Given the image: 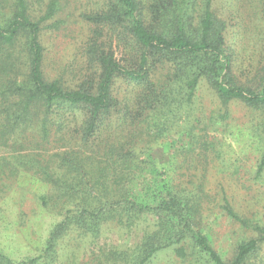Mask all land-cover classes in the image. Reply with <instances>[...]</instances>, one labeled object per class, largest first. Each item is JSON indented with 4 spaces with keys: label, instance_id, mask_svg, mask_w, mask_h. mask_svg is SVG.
Masks as SVG:
<instances>
[{
    "label": "trees",
    "instance_id": "obj_1",
    "mask_svg": "<svg viewBox=\"0 0 264 264\" xmlns=\"http://www.w3.org/2000/svg\"><path fill=\"white\" fill-rule=\"evenodd\" d=\"M214 1L93 0L96 6L80 15L86 31L75 57L59 62L52 76L42 23L55 17L59 2L51 0L34 20L27 0H15L12 15L0 18V148L11 143L18 151L12 161L3 157L0 172L21 166L42 176L63 216L40 255L14 259L0 249V264H56L69 232L95 242L107 224L133 229L144 221L139 242L102 249L91 264H153L168 251L187 264H254L264 224L225 200L227 215L256 234L236 242L226 260L205 230L209 192L191 173L214 158L234 170L227 165L240 159L226 157L230 142L220 128L229 125L228 105L239 101L251 110L248 133L260 150L254 177L264 179V34L241 78L235 66L245 59L228 43L229 23ZM203 80L224 110L199 102ZM165 136L182 141L165 146L174 154L167 162L154 152ZM52 143L65 150L49 159L21 151Z\"/></svg>",
    "mask_w": 264,
    "mask_h": 264
},
{
    "label": "rangeland",
    "instance_id": "obj_2",
    "mask_svg": "<svg viewBox=\"0 0 264 264\" xmlns=\"http://www.w3.org/2000/svg\"><path fill=\"white\" fill-rule=\"evenodd\" d=\"M50 1L27 0L31 18L38 20L43 16ZM57 1L60 8L55 17L42 23L41 35L47 53L45 69L51 76L56 72L59 62L67 63L75 57L74 54L78 51V47L75 46L77 44L80 46V40L84 38L86 31L80 15L96 6L93 0ZM214 7L228 20V43L245 59L242 62L237 58L235 66V74L244 78L251 70L246 59L250 50L251 52L262 50L259 46V39L264 34L261 3L259 0H215ZM14 10L15 0H0L2 21L10 17ZM198 94L199 102L208 111L225 109L215 91L205 80L202 81ZM227 109L229 125L220 128L225 130L230 142L226 157L240 160L233 166L226 164L227 167L234 169L227 170L218 159L214 158L205 167L201 165L191 173L196 176L195 180L203 179L210 195L203 206L205 230L210 234L213 244L223 257L230 260L235 253V243L243 238L256 237V234L241 228L238 222L227 215L222 206L225 200H228L239 215L264 224V179L259 182L254 177L260 150L256 143H252L248 133L251 110L239 101L231 102ZM177 138L176 136L161 138L158 141L160 144L154 148L155 157L164 162L169 161L174 154L172 155V149L165 146L171 144L172 140L180 144L182 141ZM8 146L10 147L0 148V164L4 163V156L12 161L13 158L10 156L18 153L11 143ZM27 146L21 150L24 154L39 153L46 159L55 152L65 150L58 143L35 150ZM179 160L181 161V158ZM178 173H185L187 178L190 172L182 169ZM53 191L52 186L33 170L28 171L21 166L17 167V170L8 166L3 168L0 172V249L3 252L14 259L35 257L42 253L44 241L51 228L63 219L62 203L56 199ZM42 196L48 197L47 204L42 200ZM147 226L146 221L133 229L110 223L104 226L95 242L88 235L85 236L77 231L69 232L60 240V255L56 264H83V261L91 264L102 254V249L117 247L122 250L139 242ZM187 263L176 257L172 251H168L155 259L153 264ZM252 263L264 264V244L261 253Z\"/></svg>",
    "mask_w": 264,
    "mask_h": 264
}]
</instances>
